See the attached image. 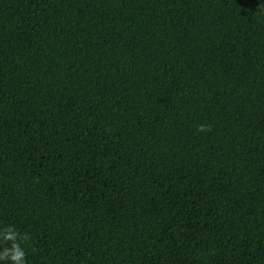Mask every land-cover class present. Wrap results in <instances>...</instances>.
<instances>
[{"label": "trees", "instance_id": "16d2710c", "mask_svg": "<svg viewBox=\"0 0 264 264\" xmlns=\"http://www.w3.org/2000/svg\"><path fill=\"white\" fill-rule=\"evenodd\" d=\"M262 5L0 0V228L26 264H264Z\"/></svg>", "mask_w": 264, "mask_h": 264}, {"label": "clouds", "instance_id": "9594fccd", "mask_svg": "<svg viewBox=\"0 0 264 264\" xmlns=\"http://www.w3.org/2000/svg\"><path fill=\"white\" fill-rule=\"evenodd\" d=\"M261 7H264L262 5ZM205 125H200L197 131H209ZM30 240L28 234H21L13 226L0 228V262L3 264H26L25 249L22 244Z\"/></svg>", "mask_w": 264, "mask_h": 264}]
</instances>
